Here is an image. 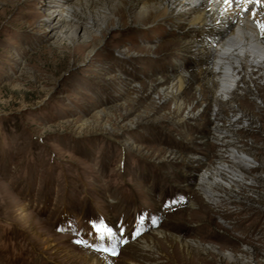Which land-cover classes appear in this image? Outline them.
Listing matches in <instances>:
<instances>
[{"label":"rangeland","instance_id":"1","mask_svg":"<svg viewBox=\"0 0 264 264\" xmlns=\"http://www.w3.org/2000/svg\"><path fill=\"white\" fill-rule=\"evenodd\" d=\"M64 7L0 0V264H264V184L251 209L209 202L189 185V162L171 159L183 147L210 161L221 147L192 143L219 106L181 125L175 100L150 89L191 69L177 27L144 25L140 7L125 5L100 31L86 18L50 27ZM196 72L182 95L198 110ZM242 103L259 116L247 141L262 161L264 107ZM192 239L215 247H187Z\"/></svg>","mask_w":264,"mask_h":264},{"label":"bare ground","instance_id":"2","mask_svg":"<svg viewBox=\"0 0 264 264\" xmlns=\"http://www.w3.org/2000/svg\"><path fill=\"white\" fill-rule=\"evenodd\" d=\"M53 1L61 8L67 5L64 10H52L56 11L52 17L55 23L50 27L55 29L63 25L66 29L73 27L71 23L81 22L86 18L88 23L85 27L100 31L107 22L108 15L121 16V6L124 5L130 8L140 7L137 17L144 25L151 24V27H155L168 23L177 27L179 50L186 56L185 67L190 66L191 69L173 71L165 77L158 76L150 89L158 90L161 99L175 100L177 111L173 117L177 119L174 122L181 125L191 119L206 121L205 106H219L214 117L212 114L211 122L206 123L207 134L197 132L193 135L192 143H199L196 147L198 151L209 149L212 142L221 145L216 149L215 163L208 164L200 173L199 185L209 202L227 198L223 197L225 191H221L226 187L230 196H237L239 189L223 178L241 179L235 169L245 165L252 154L256 153L255 147L250 146L249 141H245L240 135L251 134L260 121L259 116L243 107V100L250 101L257 108L264 107L258 101L260 99L264 103V0H81L76 5L69 3V0ZM214 26L216 28L211 29ZM221 31L225 36L217 35ZM195 32L201 34L194 37ZM194 70L201 75L200 82L195 87L197 98L201 97L203 100L198 110L193 106L194 101L185 100L182 95L189 85L196 82L192 76ZM184 113L187 114L181 117ZM198 128L205 129L204 124H198ZM189 132L191 131L184 130L183 135L189 138ZM169 152L171 159L180 158L189 162V166L186 165L187 170L191 171L189 181L195 185L194 172L200 167L195 164L206 163L201 155L206 153L183 147L172 148ZM187 170L183 174L189 175ZM197 189H200L199 186ZM188 204L190 207L196 206L194 201ZM155 231L163 238L170 234L177 240L183 239L163 229ZM150 239L152 242L155 238L150 236ZM197 242L199 241L192 239L185 240L184 243L187 247L198 244L201 251L215 247L210 243L200 245ZM147 245L153 246L149 243Z\"/></svg>","mask_w":264,"mask_h":264},{"label":"built area","instance_id":"3","mask_svg":"<svg viewBox=\"0 0 264 264\" xmlns=\"http://www.w3.org/2000/svg\"><path fill=\"white\" fill-rule=\"evenodd\" d=\"M248 134L250 133H246V135L244 133L240 136L243 139H245L246 137L245 141H247L249 137ZM256 157H257L256 153H253L250 160L245 162V165H242L240 168L235 169L240 175L241 179L226 177L228 182L229 181L232 182L233 187H237L239 189L237 196L236 195L230 196L229 193L227 192L223 194V197H227L226 200H228V202H234L236 204L235 201H239L240 205L249 209H251L252 206H258L259 204L258 203L259 199L257 197L258 187L259 184L260 185L264 184V160L259 161ZM204 160L206 161V163L196 162L197 165L195 164V166L201 167L200 172L197 171L194 172L197 178L195 187H198V184H200L199 183L200 173L203 171V169L207 168L208 164L213 163L215 158L213 157V159H210V161H208L207 158H205ZM189 185H191V187L194 188L193 184H189Z\"/></svg>","mask_w":264,"mask_h":264}]
</instances>
